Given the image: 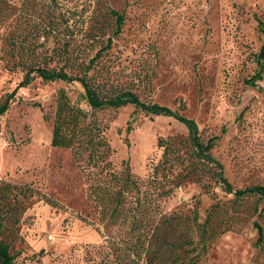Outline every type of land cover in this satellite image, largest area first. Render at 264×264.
I'll use <instances>...</instances> for the list:
<instances>
[{"label": "rangeland", "instance_id": "374dc122", "mask_svg": "<svg viewBox=\"0 0 264 264\" xmlns=\"http://www.w3.org/2000/svg\"><path fill=\"white\" fill-rule=\"evenodd\" d=\"M108 7L125 14L124 24L88 74L97 81L106 75L171 113H144L132 104L91 110L76 81L37 76L20 83L27 66L81 73V63L114 30ZM59 14L69 26L62 21L52 32L49 21ZM258 19L264 20V0H1L0 104L7 95L14 98L0 115V179L37 193L9 236L18 264H125L111 242L122 248L134 240L125 227L104 228L89 199V167L71 148L51 144L60 89L87 112L86 121L107 126L109 159L117 170L126 161L146 179L160 159L158 141L186 137L182 116L195 122L202 139L219 135L211 154L233 186L264 184V79L255 87L244 83L262 42ZM57 38L69 41L67 60L55 54ZM203 182L186 177L159 201L166 214L197 209L200 221L214 203L222 206L216 220L220 229L227 222L230 228L209 241L199 264H264L253 225L264 229V199L234 202L211 178Z\"/></svg>", "mask_w": 264, "mask_h": 264}, {"label": "trees", "instance_id": "16d2710c", "mask_svg": "<svg viewBox=\"0 0 264 264\" xmlns=\"http://www.w3.org/2000/svg\"><path fill=\"white\" fill-rule=\"evenodd\" d=\"M108 11L114 19V30L87 64L81 63V73L71 74L63 68L44 65L27 66L20 83L28 84L37 76L45 82L76 81L81 85L82 96L91 110L118 109L132 104L144 113H171L157 102L141 99L132 88L110 82L106 75L101 76L102 81H97L88 74L111 48L113 36L121 32L124 24V13L109 7ZM62 21L69 26L64 15L51 17L49 30L53 32L58 29ZM257 25L262 42L253 56L256 68L244 80L251 87L264 79V20L258 19ZM56 42L59 51L55 50V54L64 55L67 60L69 41L57 38ZM12 98L13 94L7 95L0 104V115L9 108ZM88 116L81 107L71 105L66 92L60 89L56 98L51 144L71 148L75 158L89 167L88 174L92 180L89 199L104 228L110 231L115 225L125 227L126 234L134 237L133 241H124L122 248L118 243L111 242V246L123 252L125 264H199L207 252L209 241L230 228L227 222L220 229V223L216 220V212L222 208L219 203L209 208L203 221L199 220L197 209L188 214L161 212L160 199L168 197L186 177L197 175L203 186V178H211L225 193L233 196L234 202L252 195L264 199V184L233 186L225 176L221 162L211 154L219 135L202 139L192 119L180 116L189 128L186 137L173 136L158 141L160 159L152 166L148 177L142 179L133 174L126 161H123L119 170L114 168L109 159L111 149L105 137L107 126L92 120L86 121ZM35 194L36 191L28 184L17 185L0 179V264H18L9 236L17 231V225L28 207L27 203ZM253 225L258 232L256 242L264 245V229L257 221H253Z\"/></svg>", "mask_w": 264, "mask_h": 264}]
</instances>
